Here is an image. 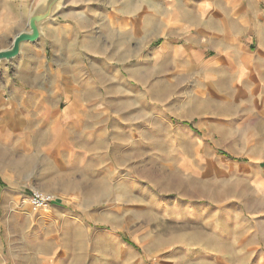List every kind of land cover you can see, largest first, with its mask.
I'll return each instance as SVG.
<instances>
[{"label":"rangeland","instance_id":"1","mask_svg":"<svg viewBox=\"0 0 264 264\" xmlns=\"http://www.w3.org/2000/svg\"><path fill=\"white\" fill-rule=\"evenodd\" d=\"M38 1L0 0V50ZM170 2L65 0L0 61V264H264V183L248 179L264 134L200 115L190 79L162 86L153 18ZM141 82L146 115H126ZM20 86L44 111L24 115ZM34 191L53 201L33 212Z\"/></svg>","mask_w":264,"mask_h":264},{"label":"crops","instance_id":"2","mask_svg":"<svg viewBox=\"0 0 264 264\" xmlns=\"http://www.w3.org/2000/svg\"><path fill=\"white\" fill-rule=\"evenodd\" d=\"M160 6L165 13L153 18L152 38L161 42L153 50L152 68L162 71V86L171 89L177 78L190 79L184 101L195 104L200 115H248L264 134V0H172ZM145 87L141 82L131 88L137 107L126 115H146ZM124 88L129 91V85ZM15 92L24 115L44 111L40 93L24 86ZM263 163L257 156L250 159L253 185L264 183Z\"/></svg>","mask_w":264,"mask_h":264},{"label":"water","instance_id":"3","mask_svg":"<svg viewBox=\"0 0 264 264\" xmlns=\"http://www.w3.org/2000/svg\"><path fill=\"white\" fill-rule=\"evenodd\" d=\"M64 1L39 0L29 15L28 30L18 33L9 48L0 50V61H11L21 54L24 44L38 41L43 35V24L59 13Z\"/></svg>","mask_w":264,"mask_h":264},{"label":"built area","instance_id":"4","mask_svg":"<svg viewBox=\"0 0 264 264\" xmlns=\"http://www.w3.org/2000/svg\"><path fill=\"white\" fill-rule=\"evenodd\" d=\"M53 201L51 195L43 194L39 191L32 192V195L29 198V206L33 212L46 207Z\"/></svg>","mask_w":264,"mask_h":264},{"label":"bare ground","instance_id":"5","mask_svg":"<svg viewBox=\"0 0 264 264\" xmlns=\"http://www.w3.org/2000/svg\"><path fill=\"white\" fill-rule=\"evenodd\" d=\"M8 111H9V109H8ZM6 115H12V114H11V112H10V113H6ZM9 117H10V116H9ZM1 122H2V121H1ZM10 130H11V129H10Z\"/></svg>","mask_w":264,"mask_h":264}]
</instances>
